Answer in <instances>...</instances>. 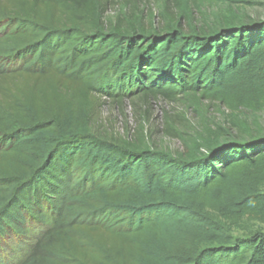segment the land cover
<instances>
[{
	"label": "trees",
	"instance_id": "trees-1",
	"mask_svg": "<svg viewBox=\"0 0 264 264\" xmlns=\"http://www.w3.org/2000/svg\"><path fill=\"white\" fill-rule=\"evenodd\" d=\"M141 1L0 0V248L18 264H264L263 231L234 235L264 225L263 130L241 116L264 110V20ZM99 99L229 114L194 133L167 115L174 154L144 128L94 132Z\"/></svg>",
	"mask_w": 264,
	"mask_h": 264
},
{
	"label": "rangeland",
	"instance_id": "rangeland-1",
	"mask_svg": "<svg viewBox=\"0 0 264 264\" xmlns=\"http://www.w3.org/2000/svg\"><path fill=\"white\" fill-rule=\"evenodd\" d=\"M233 1V2H232ZM240 0H226L222 3L204 2L198 7L190 0L189 7L193 10V25L203 26L205 24H213L217 19L229 9H235L245 20H264V0H242V2L234 3ZM173 0H170L172 5ZM166 0H142L140 8H145L146 12L150 10L154 14H158L162 9V4ZM120 11V5L111 6L107 16L116 18ZM98 107L92 116L91 125L93 131L111 137H125L133 135L135 131L144 128L149 136L148 143L155 149L165 150L174 154L182 151L181 142L177 139L170 138L163 133L168 115V120L175 123V127L181 130L188 129L194 133L203 129L204 123L215 128L217 125L226 126L229 112L219 103H210L204 101L202 103V115L187 109L185 106L165 102L163 100H153L146 104L142 101H128L123 106H117L108 99H99ZM242 117L249 119L250 122L257 121L263 130L264 136V110L259 113H242ZM250 231H263L264 225L258 222H250L248 231L236 230L234 235L243 236ZM34 233L32 236H35ZM35 238L31 239L33 242ZM27 241L28 244H32ZM0 257L2 264L18 262L23 257V252L14 242H6L0 248ZM1 264V263H0Z\"/></svg>",
	"mask_w": 264,
	"mask_h": 264
}]
</instances>
